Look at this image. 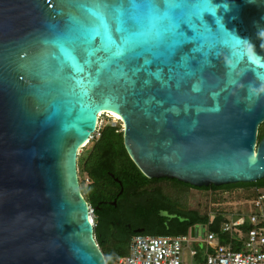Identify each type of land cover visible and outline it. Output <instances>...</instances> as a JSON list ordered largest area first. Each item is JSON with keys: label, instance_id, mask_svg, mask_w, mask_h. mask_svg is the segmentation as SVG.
Wrapping results in <instances>:
<instances>
[{"label": "water", "instance_id": "water-1", "mask_svg": "<svg viewBox=\"0 0 264 264\" xmlns=\"http://www.w3.org/2000/svg\"><path fill=\"white\" fill-rule=\"evenodd\" d=\"M111 113L148 179L264 180V0H0V264H108L78 162Z\"/></svg>", "mask_w": 264, "mask_h": 264}, {"label": "trees", "instance_id": "trees-1", "mask_svg": "<svg viewBox=\"0 0 264 264\" xmlns=\"http://www.w3.org/2000/svg\"><path fill=\"white\" fill-rule=\"evenodd\" d=\"M110 127L103 126L100 134ZM122 124H116L115 128H111L114 132L108 134V140L112 141L115 146L112 151L107 155L105 150L97 148L89 151L79 158L78 167L81 171L87 173L89 179L88 195L86 200L95 212V236L97 243L105 255L108 264H119L122 258H125L130 250L132 240L138 236L136 231H142L141 235L155 236V237H186L191 235L192 230L198 226L205 228L208 227L209 232L216 235L219 238V243L222 246L232 245L230 237L226 234H222L220 227L223 221H225L226 215L230 214V211L236 212L235 208L225 207L222 204V211L210 210L209 201L214 205V200H220L219 203L226 202L227 197L224 195L232 196L235 192H245L248 198H254L257 196L258 190H264V180L256 183H240L235 185L216 186L211 185L209 187L196 188L189 184H184L175 179L160 178V179H148L145 177L137 166L130 159L127 150L125 148L122 130ZM264 138V129H260L259 140ZM106 159V161H105ZM114 164L118 170L123 182L124 189L128 184L132 191H139V194L131 197L132 200L135 197L142 199L134 200V204L126 207L119 203L117 209L112 213L107 214L104 210L99 208L98 201L103 195L109 196L113 193L112 185L116 187L115 196L117 197L122 188L114 181L108 182V185L101 182L100 175L104 173H98L99 169L106 164ZM107 175H109L107 173ZM168 181L169 185L162 186V183ZM119 183V182H118ZM117 185V186H116ZM186 186V187H185ZM201 191L202 196L205 193L204 198L199 202L200 206L194 207L191 201L187 198L195 196L196 192ZM223 190V191H221ZM194 192V194H191ZM83 193V192H82ZM195 198V197H194ZM145 199H153L152 205H146L144 202H140ZM120 202V201H119ZM209 204V207H208ZM218 207V208H220ZM205 209V210H204ZM201 210V211H200ZM126 216L128 225H118L113 222L112 217ZM245 232L251 231L253 226L249 224L243 227ZM199 234L195 232V236ZM242 242L239 241L238 244ZM115 247H121V253L126 256H120L118 260H113L109 257L108 252Z\"/></svg>", "mask_w": 264, "mask_h": 264}, {"label": "built area", "instance_id": "built-area-1", "mask_svg": "<svg viewBox=\"0 0 264 264\" xmlns=\"http://www.w3.org/2000/svg\"><path fill=\"white\" fill-rule=\"evenodd\" d=\"M101 118L102 116L94 138L101 135ZM256 194V197L248 198L240 205L229 206L237 211H230V217L225 216L226 220L220 227L222 234L228 235L231 242L237 245L241 241L239 232L244 231L245 222L253 223V229L248 231V239L241 241L245 244L247 252L233 251L232 245L222 246L219 238L210 233L206 226L207 236L198 235L191 238L139 234L132 240L128 255L122 258L119 264H264V190H258ZM221 204L228 207L225 202H217L213 206L218 208ZM90 213L95 219L91 206ZM93 223L95 224L94 221ZM193 241L200 244L201 250L192 246Z\"/></svg>", "mask_w": 264, "mask_h": 264}, {"label": "flooded vegetation", "instance_id": "flooded-vegetation-1", "mask_svg": "<svg viewBox=\"0 0 264 264\" xmlns=\"http://www.w3.org/2000/svg\"><path fill=\"white\" fill-rule=\"evenodd\" d=\"M116 124H119L118 121L116 122L112 117H110V120L107 122V126H106L107 128L108 127H110V128H108V129L105 128L106 130H104L102 132V134L96 140H94L92 142V146L89 150H87V153L89 151L97 148L96 150H98V149L105 150V152H103V153H106L108 155L110 153V151H112L114 149L115 146L113 145L112 141L108 140L109 137H107V135L114 132L111 128H115ZM120 131L122 132L123 138H124V127ZM115 134H117V133H115ZM105 161H106V159H105ZM105 170H106V172H105ZM78 171H79V167H78ZM98 173H104V174L99 176V178L102 179L101 182H104L105 184L108 185V182L114 181L117 185L119 184L120 187L122 188L120 194L116 197L115 196L116 187L114 185H112L111 191H113V193L109 196L103 195L100 197V201H98L99 208L101 210H104L107 214L112 213L115 209H117V207L119 206V203L128 207L131 204H134V202H133L134 200L142 199L140 197H135L136 199H134V200L131 199V197L135 196L136 194H139V191L136 190L135 192H133L132 188L128 184L126 185V187L124 189V182H123L118 170L115 168L113 163L111 165H109L106 162V164L99 169ZM107 173L109 175H107ZM221 191H223V190H221ZM140 202H144L146 205L149 206V205H152L153 199H145V200H141ZM112 218H113L112 219L113 222L118 224V225H125L126 224V225L130 226V223L127 221L126 216L121 215L119 217H112ZM138 233L142 234L143 232L142 231H136V234H138Z\"/></svg>", "mask_w": 264, "mask_h": 264}, {"label": "rangeland", "instance_id": "rangeland-1", "mask_svg": "<svg viewBox=\"0 0 264 264\" xmlns=\"http://www.w3.org/2000/svg\"><path fill=\"white\" fill-rule=\"evenodd\" d=\"M101 120L102 121H106V124H105V127L107 126V122L110 120V117L109 116H106V117H104V116H102V118H101ZM264 129V124L263 125H261V127H260V129ZM97 138H94V139H91L90 141H89V144L84 148V150L81 152V155H80V159L81 158H83V156L85 155V154H87V150H89L90 148H91V146H92V142L94 141V140H96ZM79 159V160H80ZM79 179H80V184H81V189H82V192H83V195H84V197L86 198V196L88 195V184H89V179L87 178L88 176H87V173L86 172H84V171H81V168H80V166H79ZM169 185V182L168 181H165V182H163L162 183V186H166V185ZM194 192H196V194H195V198L194 197H192V198H189L188 196H187V198L191 201V203L193 204V206L194 207H198L199 208V206H200V204H199V202L202 200V197L204 198V196H205V193H203V196H202V192H200V191H198V190H196V191H194ZM194 192H191V194H194ZM225 197H227V199H226V205L229 207V206H231V205H240V203H242L243 201H245V200H247L248 199V196H247V194L245 193V192H235L232 196H230V195H224ZM215 202H213V203H217V202H219L220 200H218L217 201V199L216 200H214ZM202 202H203V200H202ZM209 204H210V210H213L215 207L211 204V199H210V201H209ZM209 204H208V207H209ZM217 211H222V210H224V208H215ZM214 209V210H215ZM205 210V209H204ZM201 211V210H200ZM229 215V213L226 215L225 214V216L226 217H230V216H228ZM94 229H96V227H94ZM244 229V228H243ZM196 231H197V233L198 234H200V235H202V236H207V232H208V230L206 229V228H202L201 226H198L197 228H196ZM188 237L189 238H191V236L190 235H188ZM239 239L241 240V241H243V242H245L247 239H248V232L246 233L245 232V229H244V231H242V232H239ZM192 246L193 247H196L197 249H200L201 250V246H200V244H197V242L196 241H193V243H192ZM232 250L233 251H238V250H240L241 252H247V248L245 247V244H237V245H234L233 247H232ZM108 254H109V257L111 258V259H113V260H118V258L120 257V256H126L127 255V253H125V254H122L121 253V247H115V248H112L109 252H108Z\"/></svg>", "mask_w": 264, "mask_h": 264}, {"label": "bare ground", "instance_id": "bare-ground-1", "mask_svg": "<svg viewBox=\"0 0 264 264\" xmlns=\"http://www.w3.org/2000/svg\"><path fill=\"white\" fill-rule=\"evenodd\" d=\"M106 116L113 117V119H114L116 122L118 121V122H121L122 124H125L124 121H123V119H122V117H121L120 115H118V114H112V113H111V114H108V115H106ZM105 124H106V121H103L102 128H103V126H104ZM101 130H102V129H101ZM88 143H89V142L87 141L85 145L87 146ZM246 224H247V225L249 224L250 226H253V223L245 222V225H246ZM93 225H94V223H93ZM94 227H95V226H94ZM243 227H244V226H243Z\"/></svg>", "mask_w": 264, "mask_h": 264}, {"label": "snow or ice", "instance_id": "snow-or-ice-1", "mask_svg": "<svg viewBox=\"0 0 264 264\" xmlns=\"http://www.w3.org/2000/svg\"><path fill=\"white\" fill-rule=\"evenodd\" d=\"M101 6H98L96 9H89V11L94 15L97 16L101 20V24L104 26V28H107V25L104 24V18L102 12L99 10ZM110 39V37H109ZM119 54V53H118Z\"/></svg>", "mask_w": 264, "mask_h": 264}, {"label": "clouds", "instance_id": "clouds-1", "mask_svg": "<svg viewBox=\"0 0 264 264\" xmlns=\"http://www.w3.org/2000/svg\"><path fill=\"white\" fill-rule=\"evenodd\" d=\"M113 118V117H112ZM119 123V122H118ZM119 124H121V123H119ZM206 227V226H205ZM139 235V234H138ZM200 235V234H199ZM191 236V235H190ZM192 237V236H191Z\"/></svg>", "mask_w": 264, "mask_h": 264}]
</instances>
